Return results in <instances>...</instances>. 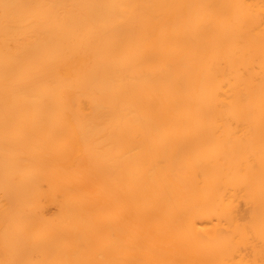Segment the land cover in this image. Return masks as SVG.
I'll return each instance as SVG.
<instances>
[{"label": "bare ground", "instance_id": "obj_1", "mask_svg": "<svg viewBox=\"0 0 264 264\" xmlns=\"http://www.w3.org/2000/svg\"><path fill=\"white\" fill-rule=\"evenodd\" d=\"M0 264H264V0H0Z\"/></svg>", "mask_w": 264, "mask_h": 264}]
</instances>
